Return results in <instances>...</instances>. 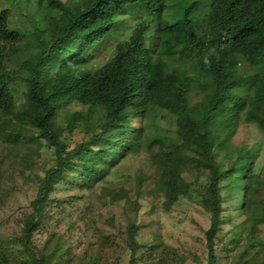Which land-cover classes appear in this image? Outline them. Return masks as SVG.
Returning a JSON list of instances; mask_svg holds the SVG:
<instances>
[{"label": "trees", "instance_id": "16d2710c", "mask_svg": "<svg viewBox=\"0 0 264 264\" xmlns=\"http://www.w3.org/2000/svg\"><path fill=\"white\" fill-rule=\"evenodd\" d=\"M46 1L61 16L47 17L50 28L27 37L10 25L19 8L0 10V140L10 145L12 155L34 140L39 146L45 141L55 150V164L39 178L32 213L18 221L21 235L15 241L22 245V253L33 264H53L33 242L34 233L44 230L43 213L52 192L69 191L81 183L92 187L94 179L107 178L125 156L141 154L148 141L161 149L153 159L166 209L182 197L179 185L187 180L184 171L206 173L207 185L198 196L211 216L206 231L209 264H217L215 241L224 218L221 183L235 169L233 164L224 169L216 160V145L229 140L242 121L264 130V0H180L172 6V0H80L76 5ZM203 1L208 5L205 32L195 24ZM33 12L29 9L22 20L34 23ZM127 17L137 19L133 26L124 22ZM118 33L123 39L109 58L96 62L100 45ZM25 38L28 45L23 46ZM157 44L153 54L151 46ZM171 57L184 60L188 71L195 67L193 74L182 77L170 66ZM244 65L252 69L243 71ZM196 83L205 93L192 102L189 94ZM76 105L83 110H76ZM99 110L107 118L102 132L69 149L63 131L94 122ZM163 110L178 124L174 142L162 135L145 136L146 121L164 114ZM29 147L11 163L19 171L0 166V192L10 173L23 176L36 167ZM241 153L248 161L239 172L246 182L243 210L251 211L246 223L253 245L264 224V207L256 198L253 149L244 148L236 163L243 161ZM150 178L139 176L138 187ZM111 193L116 202L131 196L123 187ZM134 202L131 207L138 210L140 204ZM127 230L134 259L138 229L130 224ZM63 238L53 231L46 242H54L59 251Z\"/></svg>", "mask_w": 264, "mask_h": 264}, {"label": "rangeland", "instance_id": "374dc122", "mask_svg": "<svg viewBox=\"0 0 264 264\" xmlns=\"http://www.w3.org/2000/svg\"><path fill=\"white\" fill-rule=\"evenodd\" d=\"M62 1L76 5L80 0ZM178 1L180 0H172L170 5H175ZM13 6L19 8L18 12L13 10ZM3 7L15 13L11 18V28L26 34V37L38 29L46 27L48 30L50 26L45 21L47 17L61 16V12L48 7L46 0H0V10ZM29 9L34 11V23L22 20ZM207 11L208 5L203 1L195 17L199 31H206L204 14ZM136 21L134 17L124 20L132 26ZM122 39V34L118 33L114 39L100 45L102 53L96 62L106 61L116 43ZM22 44H27V38ZM180 65L182 77L193 74L195 67L188 71L187 64L180 62ZM241 69L250 71L252 66L244 65ZM203 83L208 84L207 81ZM191 90L189 96L192 102L204 97L205 90L199 84L196 83ZM75 109L83 110L79 105ZM164 112H160L159 116L149 117L150 120L145 125V136L162 135L166 141L174 142L178 124L170 113ZM106 119L99 110L93 118L97 124L87 122L71 132L64 130L62 138L65 144L73 149L91 140L95 134L98 136ZM133 125H137L136 121H133ZM21 142L23 144L24 141ZM37 145L35 140L31 141L18 147L12 155L10 145L0 140V166L4 170L13 171L11 163L23 151H27L28 146L33 159L37 160L36 167L25 175L12 172L10 176H6L4 188L0 192V264H33L28 255L22 253V245L16 243L15 238L21 235L22 227L18 221L33 211L32 203L37 195L39 178L45 176L46 171L55 164L54 148L45 141L40 146ZM244 148L253 149L252 170L258 178L254 182L258 191L256 198L263 201L264 207V130L256 123L242 121L229 140H222L215 150L216 160L224 169H229L232 164L235 169L221 183L224 218L215 241L217 264H264V224L259 226L254 239L257 243L250 245L248 240L250 226L246 220L251 216V211L243 210L246 182L241 179L239 172L248 161L241 153L243 161L236 163L237 155ZM160 150L159 145L151 146L147 141L141 154L128 158L125 156L107 178L94 179L92 187L90 183H81L80 186H71L69 191L61 188L52 192L51 200L48 201L50 208L47 207L43 213L44 230L34 233V245L39 246L53 264H132V260L134 264H209L206 231L210 228L211 216L202 204L203 198L198 196L207 185L206 173L184 171L183 178L192 182L185 179L180 181L182 197L178 203L166 209L165 196L157 183L159 176L153 159L154 154ZM19 167L20 163L17 168ZM141 175L151 177L142 188L138 187ZM121 187L131 191V196L116 202L111 191ZM136 200L140 204L138 210L132 208ZM130 224L138 229L134 241L139 249L135 252L134 259L127 230ZM53 231L64 235L59 251L55 249L54 242H46ZM54 253H57L55 258ZM5 258L9 260L8 263Z\"/></svg>", "mask_w": 264, "mask_h": 264}, {"label": "clouds", "instance_id": "9594fccd", "mask_svg": "<svg viewBox=\"0 0 264 264\" xmlns=\"http://www.w3.org/2000/svg\"><path fill=\"white\" fill-rule=\"evenodd\" d=\"M165 15H167V13H165ZM135 19V18H134ZM195 24H197L196 22H195ZM157 46H158V44L157 45H152L151 46V49H152V53L153 54H155V52H156V50H157ZM178 56V55H177ZM180 62H182V63H184L185 64V62H184V60H180V59H178L177 58V61H173V57H171V59H170V62H169V64H170V66H173L174 68H177V73L179 72V74H180V69H181V65H180ZM133 119V121H136V119L135 118H132ZM132 121V122H133ZM133 124V123H132ZM136 124H139V123H136ZM136 126V125H135ZM137 127V126H136Z\"/></svg>", "mask_w": 264, "mask_h": 264}]
</instances>
